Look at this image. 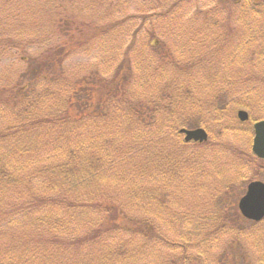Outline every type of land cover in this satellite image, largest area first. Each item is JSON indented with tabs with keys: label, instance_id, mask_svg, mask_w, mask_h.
Segmentation results:
<instances>
[{
	"label": "trees",
	"instance_id": "16d2710c",
	"mask_svg": "<svg viewBox=\"0 0 264 264\" xmlns=\"http://www.w3.org/2000/svg\"><path fill=\"white\" fill-rule=\"evenodd\" d=\"M59 1L51 0L53 7L59 10L57 14H59L63 25L62 28L58 29H75L76 27L73 24H77V22L71 18V11L78 3H83V8L86 1L73 0L67 23L65 13L69 0H61L62 8ZM127 1L95 0L100 6L106 5L107 10L117 6L124 7ZM209 1V3H206L204 0H150L148 4H142V8L159 9V12L152 11L150 15H144V18L157 17L158 20L161 19L160 27L164 32V26L167 31L178 32L177 35L172 34L173 39L185 36L187 38L185 49L188 48L185 53L189 52V55L199 50L198 46L208 38L212 42L206 43L205 46L210 50H217L219 46L216 42L223 34L225 43H227L226 46H229L226 55L230 56L232 62H235L240 55L245 56V61L241 63V67L237 70L236 66L234 67L238 75H235L232 83L226 81V76L230 73L226 66L225 68H217L220 72V80L226 82L223 87H220V82L201 83V79L196 75V70L193 72L189 69L180 71V73L190 77V79L187 78V82L190 83H170L173 81L174 76H172V80H168V83H129L130 60L129 56L126 55L120 61V66L115 74H111L109 77L94 75L90 77L91 79L81 80L77 87H75V83H69L62 88L64 92L58 98L55 109L47 110L48 113L39 117H33L32 110H25V115L21 116L22 119L17 124L7 126L5 130L3 128L0 135L4 138L0 141L9 142V144L6 148L0 147V264H24L23 260L19 258L22 259V251L27 247L21 249L19 257L16 255V259L8 256L6 253L10 249L7 250L3 247L7 244L4 240V226L1 225L5 223L10 226L16 222L18 216L24 215H27V218L29 217L27 225H30L32 229H36V232L43 231L45 233L47 230L52 229L50 236L46 238V242L44 240L38 241L37 237V242H35L34 237L31 238L37 249L40 245L42 247L55 246L54 256H64V251L70 250L71 254L67 255L68 259L72 256V253L76 254L75 256L80 254L81 249H84V247L90 246L91 249H94L92 254H85L79 262L121 264V261L125 258L142 257L146 249L143 250L141 245L145 247L146 243L164 244L163 246L169 249L175 248L176 243L171 242L170 239L169 241L157 239V237H160L159 234H162L160 232L162 230L159 226L147 222L149 219L153 220L152 216L154 214L147 212L141 197L136 200H126L106 188L99 192L94 182L92 186L91 180L97 179L99 175L102 179H110L114 176V170L124 163L132 166L133 170L138 173H143V169L148 167L149 164L158 171H166L175 167L178 161L177 157L167 152L169 146H164V138L160 135L165 133L163 130L178 132L181 128H178L181 121L176 117H172L171 114L176 106H182L184 101H189V98H192L194 92L191 94L189 88L196 89L197 95H207L211 108L217 112L216 115H223L221 113L231 114L232 109L236 106L247 110L249 113L264 111V73L261 74V83H254L250 75L246 76L244 73L247 66L250 69H258V72L264 69V0ZM212 4H215L216 9L211 6ZM185 5L196 8L193 9L192 15L202 18L201 27L195 21H181L183 16H188ZM175 11L179 12L176 17L177 20L169 21L172 20L169 17ZM131 14L112 22H110V19L106 21L104 15L101 14L100 20L103 23L100 25L84 21L79 22L81 23L80 36H84L82 37L84 41L87 38L88 40L81 43V40L76 39L73 42L74 46L79 47L86 44L95 36L105 35V37H111V31L118 34L119 31L126 28L124 24L136 16L135 13ZM75 18L78 19L79 16L75 14ZM162 19L169 22L166 23ZM69 22L72 24L71 27L68 26ZM239 22L245 23L243 36L237 28ZM223 23H226V26L221 30ZM90 27L94 28V32ZM116 29L119 30L116 31ZM17 45L23 46L16 35L0 36V51H5L8 47ZM162 45L161 43L158 47L153 44L149 47L159 57L163 58L165 55L167 57L170 52ZM65 46L64 42L58 45L50 43L45 48L46 54L42 53L41 56L36 55V58L26 60L28 63L27 72L31 70V79L33 78L32 81L36 82L35 85L47 79L46 70L50 73L54 68H60L58 64L65 62V58L71 51V47ZM155 46L158 51H155ZM130 48L131 46L126 50L130 51ZM221 55H224V53H221ZM229 56L225 59V63ZM166 63V61H161L162 65ZM160 69L163 68L160 67ZM156 79L159 80L160 76ZM63 82L65 83V81ZM23 86L21 90L28 87L26 83ZM27 91L28 89L17 96L11 90H8L4 97H6L9 104H16L18 101H22L21 99L26 100L27 98L30 101V98H32L30 104L26 101V105L31 107L33 102L38 101L42 91H37L35 87L32 91ZM162 110L168 111V119H173L172 123H164L163 120L159 119L160 117L155 116L157 112L162 114ZM24 120L27 122L20 125ZM255 120L252 119L251 121ZM44 122H47L48 125ZM87 122L90 123L87 124ZM100 123H103L105 127L102 133H98L97 130ZM202 124H205V122L193 124V127L202 126ZM227 124L230 126L225 124L226 126L222 129L233 132L236 130L240 133L243 123H240L234 117L233 123L229 120ZM89 125H91V133H85L84 128ZM10 127L12 128L10 129ZM18 127H21V131L25 130L29 136L40 133L45 127L55 129L56 131L52 133L53 137L50 141L52 145L43 147L46 151L51 152L52 161L39 163L29 159L20 167H14L15 162L18 161L17 159L22 160L23 156L38 155L39 149L40 154H42L43 149L40 145L43 141L48 140L49 136V134L36 135L31 139L32 144L27 145L23 142L25 137L21 134L13 136ZM132 127H138L135 137L143 144L142 146L156 143L158 152L153 156V159L150 158L149 160L143 150L138 153V151L135 152L129 149V146L134 144V140H127L126 135L128 134L126 132H129ZM250 129L249 133L252 135V129ZM151 134L158 135L162 139L154 140L152 138L151 140ZM218 143L219 139L211 135L206 142L200 145L213 147L217 146ZM175 144L184 147L185 145L188 146L189 143L177 140ZM192 144L199 145V143ZM88 146H91L92 149L86 153L85 149L88 150ZM44 157L46 155H42V159ZM247 157L251 163L262 161L250 151L247 153ZM36 159H38V156ZM34 166L36 167L34 168L33 179L32 177L24 178L23 176H26L31 167ZM48 171H52L55 176L47 174ZM38 176H40L39 182L35 180ZM83 184H86V192L82 189ZM231 190L232 188L228 189L225 195L218 197L214 207L215 211L211 212L213 219L209 228L201 233L194 229L199 236H203V239L215 237L216 242L219 237H226L227 239L214 245L209 244L213 252L219 250L217 256L210 253L211 260L200 261L196 264L251 263V258L249 260L246 256L248 252L244 247V239L249 244L253 239L251 237L254 232L250 235L251 237L248 236L249 234L245 236L248 228L242 226L241 222L249 225H256L257 223L243 219L234 204L233 208L229 206L233 197L230 194ZM157 196L160 197L161 194ZM226 224H228L230 230L224 232L223 229ZM44 226H48L50 229H46ZM186 233L184 230H179L176 236L183 240L188 239V242H193ZM183 244L180 243L179 246ZM50 253L51 249L49 247V253L42 251L39 256L52 257ZM258 260L264 263V259L258 257ZM73 262H65L60 257L51 259V264H72ZM175 264L181 263L175 262Z\"/></svg>",
	"mask_w": 264,
	"mask_h": 264
},
{
	"label": "rangeland",
	"instance_id": "374dc122",
	"mask_svg": "<svg viewBox=\"0 0 264 264\" xmlns=\"http://www.w3.org/2000/svg\"><path fill=\"white\" fill-rule=\"evenodd\" d=\"M85 1L86 3L83 8V3H78L71 11L73 0H69L65 13L66 23L71 11V18L77 22V24H73L76 28L72 30H59L58 28H62L63 25L61 24L59 14H57L59 10L53 7L51 0H0V36L16 35L23 44V46H10L7 50L0 51V132L3 131V128L4 130L7 129V126L17 124L22 119L21 116L25 115V110L30 109L32 110L33 117H39L48 113L49 111L47 110L55 109V104L62 95V92H64L62 88L65 85L75 83L74 85L77 87L81 80L91 79L90 77L94 75L109 77L111 74H115L120 66V61L126 55L129 56L130 60L129 83H168V80H172V76L174 78L170 83H190L187 82V78L190 79V77H186V75L180 73V71L189 69L193 72L196 70V75L201 79V83L220 82V87H223L226 82L220 80V72L217 68H225L226 66L230 70V73L226 76V81L227 83H232L235 75H238L234 67L236 66L237 70V68L241 67V63L245 61V56L243 55H240L235 62H232L230 56L226 55L229 46H226L227 43H225L223 34L218 39L219 41L216 42L219 46L217 50H210L205 46L206 43L212 42L208 38L198 46L199 50L195 53L191 55L188 54L189 52L185 53L188 50V48L185 49L187 47V38L185 36L173 39L172 34L177 35L178 32L167 31L165 26L163 27L165 28L164 32L160 27L161 19L158 20L157 17L144 18V15H150L152 11L159 12V9L156 8L153 10L149 7L148 9L142 8V4L146 5L150 0H128L124 4V7L117 6L111 10H107L106 5H98L95 0ZM204 1L206 3L210 2L209 0ZM59 4L62 8L61 0ZM211 6L216 9L215 4ZM193 9L196 8L191 5H185L188 16H183L181 21H195L201 27L202 18L200 16H193ZM131 13H135L136 16L124 24L126 28L119 31L118 34L115 31H111V37H105V35L95 36L86 44L79 47L74 46L73 42L76 39L81 40V43L88 40L87 38L84 41L82 39L84 36H80L79 28L83 21L100 25L103 23L100 20L101 14L104 15L106 21L110 19V22H112L125 16L128 17L132 15ZM75 14L79 16L78 19L75 18ZM178 14L179 12L175 11L169 17L172 19L169 21L177 20ZM169 21L165 22L168 23ZM71 25L69 22L68 26L71 27ZM225 26L226 23H223L221 30ZM90 28L94 32V28ZM237 28L243 36L245 23L239 22ZM118 30L116 29V31ZM62 42L66 46L71 47V51L65 58V62L63 61V63L58 64L60 68H54L50 73L46 70L47 79L35 85L36 82L32 81L33 78L31 79V70L27 72L28 63L26 60L36 58V55L41 56L42 53L46 54L45 48L50 43L58 45ZM161 43L170 52L167 54V57L166 55L163 58L159 57L150 48L153 44L159 47ZM150 44L152 45L150 46ZM130 46L131 50L127 51L126 49H129ZM173 47L178 49L175 50ZM155 51H158L157 47ZM221 53H224V55H221ZM228 56L229 58L225 63V59ZM161 61H166L167 63L162 65ZM160 67L163 69L161 70ZM243 68L245 69L244 65ZM244 73L246 76L250 75L254 83H261V74L263 75L264 69L258 72V69H250L247 66ZM158 75L160 76L159 80L156 79V77H159ZM25 83L28 87L21 90ZM34 87L37 91L41 90L42 92L38 97V101L33 102L31 107L26 105V101L30 104L32 98H30V101L27 98L26 100L21 99L22 101H18L16 104H9L6 97H4L8 90H11L14 95L18 96L27 89L28 91H32ZM189 90L191 94L194 92L192 98H189V101H184L182 106H176L171 116L181 121V125L178 128L187 126L188 129H192L196 128L193 127V124L205 122V124H202V127L208 131L209 137L212 135L219 139L218 147H203L200 144L192 143L184 147L178 146L175 143L177 140L182 141L181 134L173 132V130L171 132L163 130L165 133L160 136L164 138V146H169V150L166 151L176 156L178 160L175 167L166 171H158V169L149 164L148 167L143 169V173H138L133 170L132 166L124 163L122 166L126 168L118 166L114 170V176L110 179H102L99 175L97 179L91 180L92 186L94 182L99 192H102V189L106 188L126 200H136L138 197H141L147 212L154 214L152 216L153 220L149 219L147 222L159 226L163 231L159 230L162 234H159L160 237H157V239L161 241H169L170 239L171 242L176 243L175 248L172 249L163 246L164 244L146 243L145 247L141 245L143 250L146 249L142 257L139 256L134 259L125 258L121 261V264H175V262L196 264L200 261L211 260L210 253L213 256H217L219 250L215 251L216 253L213 252L209 244L214 245L224 242L227 238L219 237L217 242L215 237L203 239V236H199L195 230L201 233L209 228L213 219L211 212L215 211L214 207L216 206L218 197L225 195L228 189L232 188L230 194L234 198L232 197L229 206L233 208V204L237 206L238 198L244 193V188L250 180L259 179L264 181V161L251 163L247 157L252 143V135L249 133V128L252 127L253 122L250 120H259L257 118L264 117V111L249 113L251 116L250 120L242 124L240 133L236 130L235 132L224 130L222 127L226 125L230 126L227 124L229 120L232 123L234 117L237 120L236 112L240 109L239 106L234 107L231 114L221 113L223 115H216L217 112L211 108L207 95H197L196 89L192 90V88H189ZM162 111V114L157 112L155 116L160 117L159 119L163 120L162 122L164 123H172L173 119H168V111ZM49 116L53 117L54 115ZM26 120L28 119L26 118ZM26 120L22 121L20 125L27 122ZM44 123L48 125L47 122ZM89 123L87 122V124ZM104 129L103 123L97 126L98 133H102ZM137 130L138 127H132L129 132H126L128 134L126 135L127 140H134V144L130 145L129 149L135 152L138 151V153H141V150H143L147 154V158L149 157V160L150 158L153 159V156L158 152L156 143L142 146L143 144L135 137ZM55 131L51 127H45L40 133L36 134H49L48 140L43 141L42 145H40L45 154H40L41 151L39 149L38 155L23 156L22 160L17 159L18 161L15 162L16 165L14 167H20L21 164H24L29 159L38 161L39 163L52 161L51 152L46 151L43 147H50L52 145L50 141L53 137L52 133ZM84 132L91 133V125L85 127ZM168 132L170 133L167 134ZM19 134L25 137L23 142L27 143V145L32 144L31 139L36 136H29L25 130L21 131V127L16 128L13 136H18ZM3 138L0 135V139ZM152 138L154 140L162 139L154 134L151 140ZM8 144L9 142L0 141V147L6 148ZM91 149L92 147L88 146V150L85 149L86 153L90 152ZM42 155H46V157L42 159ZM37 156L38 159H36ZM166 156L168 157L169 155ZM35 167H31V170L23 177H32L33 179ZM47 174L55 176L52 171H48ZM49 179L52 180L50 177ZM35 180L39 182L40 176ZM82 189L83 191L86 190V184L82 186ZM158 194H161V196H157ZM28 219L27 215L18 216L16 222L10 226L5 223L1 224L4 226V240H6L7 244L3 245V247L7 250L10 249L6 254L12 259H16V255H19L21 249L27 247L22 251V259L19 258L23 260L24 264H51V259L58 257L65 262L74 261L72 264H93V262H79L85 254L93 253L94 249H91L90 246L81 249V253L77 256L72 253L70 259L67 258V255L71 254L70 250L64 251V256H54L53 251L56 250V247L49 246L52 257H40L39 254L42 251L49 253V247H42L40 245L37 249L35 244L32 243L31 238L34 237L35 242L37 240H44L46 242V238L50 236L52 229L44 226L50 230H47L45 233L43 231L36 232V229H32L30 225H27ZM71 219L73 220L72 217ZM241 225L246 229L248 228L245 236L249 234L248 236L251 237L250 235L254 232L251 237L253 239L249 244L244 239V247L248 252L246 255L248 259H252L251 264H259L260 261L257 258L261 257L264 259V223H261V225H249L248 223L241 222ZM179 230L186 231L189 239L193 242H188V239L183 240L179 236H176ZM223 230L224 232L230 230V228L228 229V224H226ZM180 243L184 244L179 246ZM185 244L188 246L186 245V247Z\"/></svg>",
	"mask_w": 264,
	"mask_h": 264
},
{
	"label": "water",
	"instance_id": "95a60500",
	"mask_svg": "<svg viewBox=\"0 0 264 264\" xmlns=\"http://www.w3.org/2000/svg\"><path fill=\"white\" fill-rule=\"evenodd\" d=\"M241 120L248 118L247 112L238 111ZM254 136L252 151L258 157L264 159V120L256 121L253 124ZM185 141H202L207 138V133L203 128L181 129ZM238 207L242 215L253 220H260L264 216V183L252 181L248 184L247 192L239 200Z\"/></svg>",
	"mask_w": 264,
	"mask_h": 264
}]
</instances>
